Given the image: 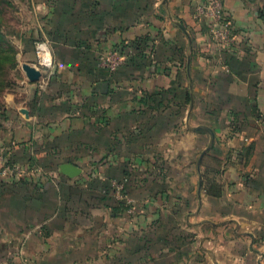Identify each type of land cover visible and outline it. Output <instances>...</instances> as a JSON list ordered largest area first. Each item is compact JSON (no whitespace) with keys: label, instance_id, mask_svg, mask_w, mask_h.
Segmentation results:
<instances>
[{"label":"crops","instance_id":"obj_1","mask_svg":"<svg viewBox=\"0 0 264 264\" xmlns=\"http://www.w3.org/2000/svg\"><path fill=\"white\" fill-rule=\"evenodd\" d=\"M203 1L15 0L19 39L48 42L54 67L46 88L23 75L3 98L0 148L59 174L0 176V264L22 249L30 264H264V0H223L228 47L195 18ZM136 41L143 56L98 67ZM201 127L215 139L199 171ZM83 162L96 182L122 180L132 204L115 214L114 197L80 186Z\"/></svg>","mask_w":264,"mask_h":264},{"label":"rangeland","instance_id":"obj_2","mask_svg":"<svg viewBox=\"0 0 264 264\" xmlns=\"http://www.w3.org/2000/svg\"><path fill=\"white\" fill-rule=\"evenodd\" d=\"M27 23L28 18L26 9L18 8L15 0H0V32L10 38V40L5 41L0 39V104L2 103V100L5 96L14 92H19L24 87L21 84L23 75H25L22 70V63H24L22 50H25L29 46L28 48L30 51L34 52L36 59L34 64H36L37 43L46 42L42 39L32 38L29 40L30 45H27L28 40H20V33L27 27ZM23 34H25V32H23ZM21 44H23V48L21 47ZM48 45L50 47L49 43ZM9 159L12 161V163H14L15 160L11 156H9ZM83 165L84 173L83 175L79 176V178L91 177V180L85 184H81L80 186L86 185V190L88 191L92 189L96 190L97 187H100L101 193H105L110 198L114 197L116 200L114 198L113 199L117 201L118 199L115 196V190L112 187V181L115 179L117 182L119 181L122 183V180L119 178H114L112 180L109 179L110 181L104 180V182H96L92 179V175L97 176V168L93 167L91 162L84 163ZM23 169L25 172H30L31 176L35 179H39V177L46 178L51 175L48 170L46 171V169L40 168L39 166L36 168L23 167ZM55 174H59L58 171L53 172L52 175Z\"/></svg>","mask_w":264,"mask_h":264},{"label":"built area","instance_id":"obj_3","mask_svg":"<svg viewBox=\"0 0 264 264\" xmlns=\"http://www.w3.org/2000/svg\"><path fill=\"white\" fill-rule=\"evenodd\" d=\"M195 18L205 22L209 35L223 46H230L233 42L232 24L226 19L223 0H206L196 5ZM37 61L33 66L41 72L39 80L42 89L46 88L50 79V71L54 67L51 49L47 42H39L36 46ZM127 60V54L118 50H108L97 58L98 67L109 73H115L123 67ZM25 174L23 167L12 163L6 149L0 148V176L22 177ZM115 196L118 201H123L130 206L132 201L125 194V186L117 181H112ZM23 249L20 251V264H30L25 259Z\"/></svg>","mask_w":264,"mask_h":264},{"label":"water","instance_id":"obj_4","mask_svg":"<svg viewBox=\"0 0 264 264\" xmlns=\"http://www.w3.org/2000/svg\"><path fill=\"white\" fill-rule=\"evenodd\" d=\"M169 0H165V3H167ZM177 25L187 34L186 29L182 26V24L177 23ZM22 70L25 74V77L28 79V81H30L31 83H36L40 80L41 78V72L39 70H37L33 65L24 63L22 64ZM197 131H207L210 136V143L208 145V147L205 149V151L202 153L200 159H199V171H201L200 169V163L201 160L203 158V156L209 151L211 150V148L213 147L214 144V139H215V133L211 130V129H205L203 127L197 129ZM61 173L70 177V178H74L78 175H80L82 173V169L72 165V164H65L61 167ZM202 189H203V178L202 176H200L199 179V188H198V199L199 202L201 203L202 201Z\"/></svg>","mask_w":264,"mask_h":264},{"label":"trees","instance_id":"obj_5","mask_svg":"<svg viewBox=\"0 0 264 264\" xmlns=\"http://www.w3.org/2000/svg\"><path fill=\"white\" fill-rule=\"evenodd\" d=\"M0 39H2L4 41L5 40H10V38L5 36L2 32H0ZM128 48H130L131 50L133 49L135 51V54L134 55H128L126 53ZM120 51L122 53H126L127 54L128 61H130V60L132 61V59H134L135 56L137 57L138 55H141V56L144 55L143 54L144 53V48H142L141 41H136L135 43H133V46H128V45L125 46L124 45V46H122ZM115 203H116V206L113 208V210L115 211V214H118L119 212H123V211H125L127 209V207H125V203L123 201H118L117 200V202H115Z\"/></svg>","mask_w":264,"mask_h":264}]
</instances>
